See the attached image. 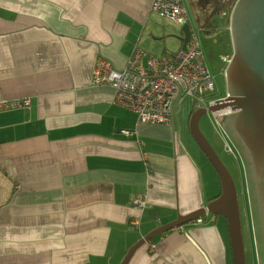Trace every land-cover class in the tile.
<instances>
[{
	"label": "crops",
	"instance_id": "obj_1",
	"mask_svg": "<svg viewBox=\"0 0 264 264\" xmlns=\"http://www.w3.org/2000/svg\"><path fill=\"white\" fill-rule=\"evenodd\" d=\"M151 2L0 0V96L30 100L0 111V264H120L147 232L220 193L175 111L171 126L137 122L110 86L91 82L99 56L122 67L135 47L181 48L175 22ZM135 193L146 207L129 203ZM201 218L127 264H233L226 219Z\"/></svg>",
	"mask_w": 264,
	"mask_h": 264
},
{
	"label": "water",
	"instance_id": "obj_2",
	"mask_svg": "<svg viewBox=\"0 0 264 264\" xmlns=\"http://www.w3.org/2000/svg\"><path fill=\"white\" fill-rule=\"evenodd\" d=\"M190 24L181 25V49L189 37ZM233 55L226 68L227 95L207 107L195 109L189 131L214 170L220 193L205 206L160 225L137 240L120 264H127L139 247L157 235L187 224L204 214L222 215L227 222L233 264H246L237 190L231 173L199 128L206 112L229 110L217 117L240 158L246 181L258 264H264V0H236L229 16ZM223 117V118H222ZM222 119V121H221Z\"/></svg>",
	"mask_w": 264,
	"mask_h": 264
},
{
	"label": "built area",
	"instance_id": "obj_3",
	"mask_svg": "<svg viewBox=\"0 0 264 264\" xmlns=\"http://www.w3.org/2000/svg\"><path fill=\"white\" fill-rule=\"evenodd\" d=\"M150 10L179 25L189 23L183 0H152ZM225 15L224 10L219 12V17ZM189 31L184 49L157 56L135 47L122 67L99 56L94 66L92 84L110 86L114 91V103L132 110L136 121L140 123L171 126L174 107L184 97L193 99L195 109L207 107L215 101L208 99L215 90L214 76L204 61L197 35L191 28ZM29 104L27 97L5 99L0 96V111ZM228 112L229 110H220L213 113L222 131L217 117ZM123 133L132 134L126 129ZM223 134L226 142L230 143L224 131ZM227 148L232 150L229 145ZM129 203L142 209L146 207V196L141 193L132 194ZM193 221L201 223L202 218ZM129 222L136 227L140 223L137 217Z\"/></svg>",
	"mask_w": 264,
	"mask_h": 264
},
{
	"label": "rangeland",
	"instance_id": "obj_4",
	"mask_svg": "<svg viewBox=\"0 0 264 264\" xmlns=\"http://www.w3.org/2000/svg\"><path fill=\"white\" fill-rule=\"evenodd\" d=\"M184 3L188 7L190 28L197 35L204 61L214 76L215 90L208 96V99L216 100L223 97L226 93V84L219 73L220 68L226 64L222 60V56L231 55L233 52L229 31V16L231 11L221 18L219 14L210 15L211 6L206 3V0H194L195 13L192 12L193 8L190 0H184ZM174 25L181 32V25L176 23ZM194 110L193 99L191 97H184L174 107L175 118L176 116L180 117L182 123L188 129L189 117ZM198 124L232 175L237 190L245 262L246 264H258L255 253L250 204L247 197L246 181L240 158L231 142H226L223 131L218 127L212 112L208 111L203 114ZM227 145L231 147V151L228 150Z\"/></svg>",
	"mask_w": 264,
	"mask_h": 264
},
{
	"label": "trees",
	"instance_id": "obj_5",
	"mask_svg": "<svg viewBox=\"0 0 264 264\" xmlns=\"http://www.w3.org/2000/svg\"><path fill=\"white\" fill-rule=\"evenodd\" d=\"M235 0H206L210 4V15H218L220 11H225L227 14L231 11Z\"/></svg>",
	"mask_w": 264,
	"mask_h": 264
},
{
	"label": "flooded vegetation",
	"instance_id": "obj_6",
	"mask_svg": "<svg viewBox=\"0 0 264 264\" xmlns=\"http://www.w3.org/2000/svg\"><path fill=\"white\" fill-rule=\"evenodd\" d=\"M230 35H231V33H230ZM231 43H232V46H233L232 38H231ZM233 51H234V48H233ZM232 55H233V52H232L231 55L222 56V60L226 62L225 66L220 68V71H219V73L221 75V78H223V80H224V82L226 84V93H225V95L223 97H225L227 95L226 68H227L228 62L231 59ZM221 121H222V119H221Z\"/></svg>",
	"mask_w": 264,
	"mask_h": 264
}]
</instances>
